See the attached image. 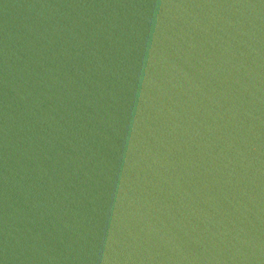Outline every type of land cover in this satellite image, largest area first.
Masks as SVG:
<instances>
[{
  "label": "water",
  "instance_id": "obj_1",
  "mask_svg": "<svg viewBox=\"0 0 264 264\" xmlns=\"http://www.w3.org/2000/svg\"><path fill=\"white\" fill-rule=\"evenodd\" d=\"M0 264H264V0H0Z\"/></svg>",
  "mask_w": 264,
  "mask_h": 264
}]
</instances>
